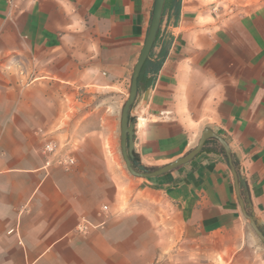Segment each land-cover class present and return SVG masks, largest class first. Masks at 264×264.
I'll list each match as a JSON object with an SVG mask.
<instances>
[{"label": "crops", "instance_id": "crops-1", "mask_svg": "<svg viewBox=\"0 0 264 264\" xmlns=\"http://www.w3.org/2000/svg\"><path fill=\"white\" fill-rule=\"evenodd\" d=\"M175 1L164 62L131 109L143 118L133 154L164 166L210 128L264 220V0L239 11ZM154 4L0 0V264H264L217 139L160 176L126 166L122 109ZM48 141L76 163L46 167Z\"/></svg>", "mask_w": 264, "mask_h": 264}, {"label": "water", "instance_id": "water-1", "mask_svg": "<svg viewBox=\"0 0 264 264\" xmlns=\"http://www.w3.org/2000/svg\"><path fill=\"white\" fill-rule=\"evenodd\" d=\"M166 0H155L152 20L150 24V28L148 31L147 39L142 50L141 56L138 60V63L135 66L132 83L129 92L128 99L126 100L123 109H122V117H121V149L124 161L128 170L136 175L143 178H151L163 175L167 172H170L186 163L191 161L196 157V155L202 150L205 142L210 138L217 139L220 144L223 146L225 153L228 157V160L233 168V174L236 182V193L239 198V202L242 208V213L246 219L249 220L250 225L252 226L255 234L264 242V220L256 217L253 213H249L247 210L246 202L242 197V189L245 187V181L240 174H238L236 170V166L234 164V156L232 154V150L226 140L213 132L210 128H205L202 131L200 139L196 145V147L187 153L185 156L176 159L175 161L166 164L164 166H159L156 168H148L143 165L138 159L135 158L133 154V150L135 147V118L131 116V109L133 104L136 101L138 91H139V76L144 67L146 60L148 59L159 29L161 27L164 7ZM149 91H147V96Z\"/></svg>", "mask_w": 264, "mask_h": 264}, {"label": "trees", "instance_id": "trees-1", "mask_svg": "<svg viewBox=\"0 0 264 264\" xmlns=\"http://www.w3.org/2000/svg\"><path fill=\"white\" fill-rule=\"evenodd\" d=\"M173 2L176 3V6H175L176 12H179L178 3L175 0H173ZM168 5H169V0H166L165 7H164V12H163V17L165 16V14L167 12ZM163 17H162V20H163ZM163 35H164V33H163V31H162V29L160 27L159 32H158L157 37H156V40H155V43H154V46H153V49H152L148 59L146 60V62L144 64V67H143V69L141 71V74L139 76V80H138L139 81V87L140 86L141 87H146V86H148L150 84L152 78H147V72H148L149 68L152 67L153 71L157 72L160 69V67L163 64V62H164V59L166 57L167 50H168V47H167L168 46V42H166V41L163 42L162 41ZM160 43H162V48H161L160 52L156 55L155 60H152V58H154V56H155L154 48ZM212 141L218 143V141L215 140V139H212ZM221 150L224 152L222 147H221Z\"/></svg>", "mask_w": 264, "mask_h": 264}, {"label": "built area", "instance_id": "built-area-1", "mask_svg": "<svg viewBox=\"0 0 264 264\" xmlns=\"http://www.w3.org/2000/svg\"><path fill=\"white\" fill-rule=\"evenodd\" d=\"M136 119L137 120H135V123H136L135 127L137 131L139 127L140 117L138 116L136 117ZM43 151L47 157L46 162H45L46 167H50L55 164V165L68 169L76 163L75 157L69 153H61L59 151L58 145L55 142H52V141L46 142L43 146ZM103 210L107 211L108 206L106 205L103 206ZM89 225L90 224L86 220H83L79 226V229L81 231H84L88 228Z\"/></svg>", "mask_w": 264, "mask_h": 264}, {"label": "rangeland", "instance_id": "rangeland-1", "mask_svg": "<svg viewBox=\"0 0 264 264\" xmlns=\"http://www.w3.org/2000/svg\"><path fill=\"white\" fill-rule=\"evenodd\" d=\"M260 1L262 0H220V2L225 5L224 8H226L228 11H239L248 5Z\"/></svg>", "mask_w": 264, "mask_h": 264}, {"label": "bare ground", "instance_id": "bare-ground-1", "mask_svg": "<svg viewBox=\"0 0 264 264\" xmlns=\"http://www.w3.org/2000/svg\"><path fill=\"white\" fill-rule=\"evenodd\" d=\"M145 119V118H144ZM140 123H143V118L142 119H140Z\"/></svg>", "mask_w": 264, "mask_h": 264}]
</instances>
